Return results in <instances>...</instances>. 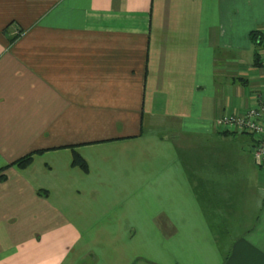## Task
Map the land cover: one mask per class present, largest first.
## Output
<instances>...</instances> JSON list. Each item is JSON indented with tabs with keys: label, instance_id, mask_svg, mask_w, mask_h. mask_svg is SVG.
Instances as JSON below:
<instances>
[{
	"label": "crops",
	"instance_id": "1",
	"mask_svg": "<svg viewBox=\"0 0 264 264\" xmlns=\"http://www.w3.org/2000/svg\"><path fill=\"white\" fill-rule=\"evenodd\" d=\"M263 28L264 0H0V264H264V168L218 125L264 97Z\"/></svg>",
	"mask_w": 264,
	"mask_h": 264
},
{
	"label": "built area",
	"instance_id": "2",
	"mask_svg": "<svg viewBox=\"0 0 264 264\" xmlns=\"http://www.w3.org/2000/svg\"><path fill=\"white\" fill-rule=\"evenodd\" d=\"M259 34L261 51L264 55V28ZM218 125L229 132L250 135L253 139L252 155L254 161L257 166L264 168V97L255 98V105L244 112L223 115L219 119Z\"/></svg>",
	"mask_w": 264,
	"mask_h": 264
},
{
	"label": "trees",
	"instance_id": "3",
	"mask_svg": "<svg viewBox=\"0 0 264 264\" xmlns=\"http://www.w3.org/2000/svg\"><path fill=\"white\" fill-rule=\"evenodd\" d=\"M31 155H28L26 157H24L23 159L18 160L17 162H15V164L19 167V168H25L27 165L30 164L31 162ZM73 163L76 165L78 164L81 168L86 169V165L83 161L79 160V158L76 156Z\"/></svg>",
	"mask_w": 264,
	"mask_h": 264
}]
</instances>
